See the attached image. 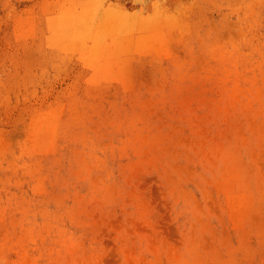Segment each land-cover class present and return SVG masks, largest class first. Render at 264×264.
Returning a JSON list of instances; mask_svg holds the SVG:
<instances>
[{"label":"rangeland","instance_id":"374dc122","mask_svg":"<svg viewBox=\"0 0 264 264\" xmlns=\"http://www.w3.org/2000/svg\"><path fill=\"white\" fill-rule=\"evenodd\" d=\"M0 264H264V0H0Z\"/></svg>","mask_w":264,"mask_h":264}]
</instances>
